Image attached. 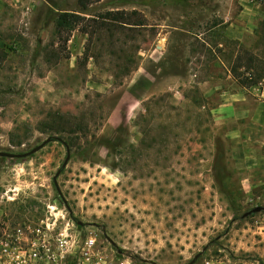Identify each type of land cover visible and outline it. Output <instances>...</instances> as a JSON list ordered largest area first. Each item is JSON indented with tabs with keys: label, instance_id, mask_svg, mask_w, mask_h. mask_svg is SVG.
Here are the masks:
<instances>
[{
	"label": "rangeland",
	"instance_id": "rangeland-1",
	"mask_svg": "<svg viewBox=\"0 0 264 264\" xmlns=\"http://www.w3.org/2000/svg\"><path fill=\"white\" fill-rule=\"evenodd\" d=\"M263 2L101 0L58 37L77 0H0V152L52 138L0 158V217H64L137 264H264V211L242 218L264 207V168L234 152L262 135L247 113L264 82L242 89L227 70L241 52L264 61ZM108 12L143 26L86 22ZM230 22L249 29L239 41ZM56 117L83 128L69 147Z\"/></svg>",
	"mask_w": 264,
	"mask_h": 264
},
{
	"label": "built area",
	"instance_id": "built-area-1",
	"mask_svg": "<svg viewBox=\"0 0 264 264\" xmlns=\"http://www.w3.org/2000/svg\"><path fill=\"white\" fill-rule=\"evenodd\" d=\"M0 264H137L64 217H0ZM206 264H237L227 258ZM245 264V263H243Z\"/></svg>",
	"mask_w": 264,
	"mask_h": 264
},
{
	"label": "trees",
	"instance_id": "trees-1",
	"mask_svg": "<svg viewBox=\"0 0 264 264\" xmlns=\"http://www.w3.org/2000/svg\"><path fill=\"white\" fill-rule=\"evenodd\" d=\"M101 0H77V14H60L56 20V32L58 37L62 33L71 32L80 22H84L78 15H87L86 12L92 5L100 2ZM264 7V2H263ZM136 13L127 14L125 12H108L102 16L87 19L88 25L92 24L100 30L105 24L113 23L123 28H139L143 26V23L139 20L132 23L131 19L136 17ZM264 28V23L261 25ZM82 34H88L86 29L81 30ZM263 35V32L261 33ZM264 51V47H263ZM229 74L232 76L236 84L242 88H251L264 82V61L257 54L250 52H241L234 57L233 61L227 66ZM57 121H52V127L49 129L54 135H57L59 140L69 147L68 141H64L63 135L70 136L82 131L81 124L71 125L65 121V118L56 117ZM54 141V139H53Z\"/></svg>",
	"mask_w": 264,
	"mask_h": 264
},
{
	"label": "crops",
	"instance_id": "crops-1",
	"mask_svg": "<svg viewBox=\"0 0 264 264\" xmlns=\"http://www.w3.org/2000/svg\"><path fill=\"white\" fill-rule=\"evenodd\" d=\"M247 0H240L242 2L241 4H245ZM246 7V4L244 5ZM227 23V22H226ZM226 33L225 36L227 38L232 39V40H240L238 35L240 32H245L246 30H249L247 26H242V25H236L234 23H228L226 26ZM262 96L264 95V90L262 91ZM225 107V105L220 106L219 108L222 109ZM244 114V113H243ZM247 117L249 118V122L252 125L258 126V128L261 129L262 135L260 138H258L257 141H252L251 139H241L239 141H236V147H235V153L238 157L242 159L243 162L246 163V169L249 170L251 167L254 166V163H257L259 165V168H264V157L261 156L260 158L258 157L257 153L255 152V144L257 143L258 145H264V104H259L256 109L254 110L253 113H247ZM243 118V117H241ZM235 142V141H234ZM262 164V165H261ZM248 182V189H252L253 187L249 185L251 178L247 176L246 178Z\"/></svg>",
	"mask_w": 264,
	"mask_h": 264
},
{
	"label": "water",
	"instance_id": "water-1",
	"mask_svg": "<svg viewBox=\"0 0 264 264\" xmlns=\"http://www.w3.org/2000/svg\"><path fill=\"white\" fill-rule=\"evenodd\" d=\"M52 141V138H48L46 139L41 145H39L38 147L32 149L30 152L26 153V154H23V155H14V154H10V153H4V152H0V158H3V159H17V158H26V157H29L35 153H37L38 151H40L43 147H45L48 143H50ZM54 141H58L60 143H62L58 138H54ZM64 145V144H63ZM65 146V145H64ZM67 149V148H66ZM69 152H68V149H67V157L62 165V168H64L68 161H69ZM59 175V173H57L54 177V180L56 179V177ZM264 211V207H256L254 209H252L251 211L247 212L246 214H244L242 216V218H246L252 214H256V213H259V212H262ZM80 226V224H79ZM109 243L114 246V243L112 241H109ZM200 257V254H197L194 259L192 261H190L188 264H194L195 261Z\"/></svg>",
	"mask_w": 264,
	"mask_h": 264
}]
</instances>
